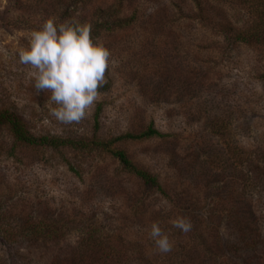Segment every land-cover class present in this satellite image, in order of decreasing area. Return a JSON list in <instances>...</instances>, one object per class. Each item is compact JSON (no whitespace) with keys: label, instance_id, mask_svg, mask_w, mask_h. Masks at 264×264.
Listing matches in <instances>:
<instances>
[{"label":"rangeland","instance_id":"rangeland-1","mask_svg":"<svg viewBox=\"0 0 264 264\" xmlns=\"http://www.w3.org/2000/svg\"><path fill=\"white\" fill-rule=\"evenodd\" d=\"M22 1L0 0V110L16 109L34 135L63 139H93L99 105L104 107L99 136L105 140L153 125L170 137L122 148L159 178L170 199L110 156L70 148L37 152L16 147L10 133L0 130V264H47L55 255L6 241L2 230L14 226L6 209L23 219L71 223L62 240L67 254L85 222L101 220L127 242L142 244L154 264H264V182L249 192L248 210L238 201L232 205L226 186L234 180L217 160L235 149L264 172L262 51L215 49L223 45L224 33L202 24L196 3L215 17L220 10L212 0H88L82 16L120 3L122 15L137 21L99 38L110 52L106 83L84 120L63 125L50 115V92L35 88V69L18 56L30 33L47 20L39 10L51 6L39 0L24 10ZM237 1H225L229 23L248 16ZM218 119L224 120L221 130L214 127ZM67 160L82 177L70 171ZM178 217L191 222V231L173 226ZM153 223L169 236L171 252L160 253L150 239ZM246 231L262 237L258 245H250Z\"/></svg>","mask_w":264,"mask_h":264},{"label":"trees","instance_id":"trees-1","mask_svg":"<svg viewBox=\"0 0 264 264\" xmlns=\"http://www.w3.org/2000/svg\"><path fill=\"white\" fill-rule=\"evenodd\" d=\"M35 1L39 2V0H24L20 3V7L25 10L28 5H32ZM87 1L40 0L42 4L48 3L51 7L40 9L38 15L46 19L54 18L57 24L73 19L78 20L80 23H88L91 25L93 39L100 38L105 33H113L129 28L137 21L135 15H122L120 3L106 9H97L91 17L87 18L82 16L81 13L79 14L85 8L84 5ZM212 1L218 4L220 10V14L215 17L205 14L201 2L196 1V3L202 24L204 26L208 25L214 31L224 33V35L222 34L223 45L221 44V47L215 49L223 51L228 45L232 48L235 46L256 47L262 51L264 57V0H236L244 11L249 12L247 13L248 16L241 15V18L235 23H229L223 12L227 0ZM20 11L23 10L20 9ZM262 78L264 79V73ZM103 111V105H99L94 118L95 134L91 140L63 139L50 134L34 135L29 130V125L23 116L14 108L0 110V130H7L10 133L16 147L29 148L37 152L44 150L61 151L70 148L76 152L110 156L119 162L124 172L134 175L145 185L155 189L163 197L170 199V196L161 186L159 178L135 164L130 159L127 151L122 148V145L126 142L165 139L170 135L163 134L153 125H149L139 131L127 132L116 138L105 140L99 136ZM223 122L224 120H215V129L221 130ZM13 150L15 153L16 148ZM14 157H16V154ZM217 160L222 162L223 171L225 173L229 172L234 180L233 183L231 182V186H226V188H229L231 204L234 205L238 201L245 209V206L249 205L247 198L249 192L260 190V186L264 182V172L254 166L252 159L244 160L243 155L236 152L235 149ZM65 164L73 174L82 177L81 171L73 166L70 161H65ZM6 211L5 218L10 221L8 224L14 225L2 230L5 233L6 241L10 243L27 242L36 249L53 252L55 255L47 264H154L142 244L127 242L119 230L113 229L112 226H106L104 221L89 220L85 222V225L80 229L82 236L79 242L67 254L63 252L62 240L67 239L66 236L71 231V223L66 220H52L49 218H43L42 220L23 219L13 209H10V211L6 209ZM249 216L250 214H248ZM251 216L253 215L251 214ZM245 237L250 245H258L262 238L256 236L251 238L247 236V231Z\"/></svg>","mask_w":264,"mask_h":264},{"label":"clouds","instance_id":"clouds-1","mask_svg":"<svg viewBox=\"0 0 264 264\" xmlns=\"http://www.w3.org/2000/svg\"><path fill=\"white\" fill-rule=\"evenodd\" d=\"M19 62L35 71V88L50 92V115L60 124H79L98 100L106 83L110 52L91 36V25L78 20L57 24L54 18L33 30L28 47L19 51ZM183 233L191 231L187 218L172 221ZM150 239L160 253L172 251V242L157 223L151 225Z\"/></svg>","mask_w":264,"mask_h":264}]
</instances>
